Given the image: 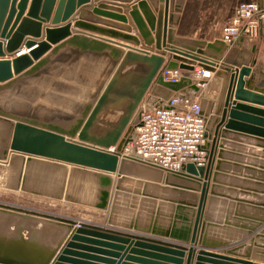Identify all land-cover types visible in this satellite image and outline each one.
Listing matches in <instances>:
<instances>
[{
	"label": "water",
	"instance_id": "obj_1",
	"mask_svg": "<svg viewBox=\"0 0 264 264\" xmlns=\"http://www.w3.org/2000/svg\"><path fill=\"white\" fill-rule=\"evenodd\" d=\"M87 1L0 0V186L105 211V224L0 202V225L6 224L5 230H0V264L76 261L65 255L74 254L72 248H86L78 242L96 241L90 236L164 251L174 255L166 256L174 264H253L211 252L212 248L230 243L216 240L212 229L232 225L251 235L263 223L264 217L239 216L236 219L245 222H233L228 218L221 222L209 214L207 203L211 199L208 191L214 194L218 173L219 162L215 159H221L223 155L221 150L217 151L224 145L221 137L231 132L264 139V119L253 116V113L264 114V110L236 101L229 103L233 96L264 105V88H253L255 74L251 65L259 69L253 60L256 46L242 47L243 38L230 43L221 38L211 41L176 38L173 12L178 10L174 0H149L156 14L146 0H135L145 24L137 17L134 6L129 16L140 38L90 24L99 23L131 32L122 6L105 2L93 8L92 14L87 8L80 10L79 19L90 22H74L71 29L74 19L68 20L69 17L76 6ZM261 14L264 12L258 14V35L264 37ZM43 22L50 23L44 26V37L25 42L28 49H33L11 59L3 57L6 55L3 48L7 53L17 52L26 35L39 37ZM76 30L106 34L127 43L98 36H72L70 33ZM69 35L71 37L63 40ZM76 41L81 43V48L106 51L111 56L110 64L98 73L100 77L84 95L83 98L88 100L62 101L63 96L59 93H43L40 87L31 85L36 77L40 82L54 83L68 76L47 64L58 49ZM195 66L213 72V76L195 82L189 76ZM163 68H179L185 75L176 81H165L161 74ZM76 75L80 83H85V78L92 72ZM244 77L248 79L245 81ZM203 83L206 85L200 89L199 84ZM189 89L198 98L199 111L205 117L204 140L199 147L205 154L200 156L201 160L187 161L179 171L173 172L126 154L125 146L132 139L141 113L146 108L167 107L172 96H186ZM215 97L216 101L209 102ZM221 125L223 129L219 130ZM36 165L47 168L50 173L43 178L45 185L39 184L37 175L28 176L29 168ZM83 176L89 184L85 180L82 182ZM113 179L116 182L111 195ZM121 180L135 182L137 187L143 185V188H123L119 184ZM210 181L214 183L212 186ZM150 187L168 191L160 194ZM122 191L132 193L129 207L136 208L128 217L116 211L118 195ZM137 194L140 198L135 204ZM183 194L192 195V198ZM147 204H150L149 208ZM162 204L169 207L166 213L159 210ZM260 210L264 212L263 208ZM26 225L35 227L34 233L42 225L52 233L51 237L56 235L57 238L40 242L34 234L25 235L24 231L28 232ZM9 232L13 234L9 236ZM263 234V230H258L255 238ZM251 241L253 243V239ZM110 245L122 248V244ZM132 251L160 256L135 248ZM235 252L236 249L226 250L227 254ZM245 254L248 255V251Z\"/></svg>",
	"mask_w": 264,
	"mask_h": 264
},
{
	"label": "crops",
	"instance_id": "obj_2",
	"mask_svg": "<svg viewBox=\"0 0 264 264\" xmlns=\"http://www.w3.org/2000/svg\"><path fill=\"white\" fill-rule=\"evenodd\" d=\"M174 1L175 5H177L178 10L176 12H173L175 21L173 24L174 36L178 39L182 38L186 40L198 39L211 41L214 39H220L222 35L223 24L233 15L235 7L241 2L255 1L260 6L264 7V0ZM103 2L118 4L122 6V13L126 14L128 18L127 24H130L132 27L130 33L99 23H92L90 21L79 19L80 10H82L83 8H87L88 12L92 14L93 8L97 7ZM146 3L151 9V11L156 14L154 12V6L151 4V2L149 0H146ZM133 6V10L136 11L137 17L143 20L142 13L136 7L135 0L123 3L114 0H88L85 3H82L80 6H76L74 12L68 20H70L71 18L74 19L71 20V29L73 28L72 26L74 22L83 21L90 22V24H93L94 26L111 28L126 34H134L140 38L137 29L132 21V18L129 16V11ZM261 15H263L261 17V19L263 20V26L261 28V31L264 36V14ZM93 16L99 17L98 15L94 14ZM143 23L145 24L144 20ZM47 25H50V23H42L43 28L41 31V35L37 38L26 35L17 52L13 51L11 53H7L5 48H3L2 50L6 54L3 57L11 59L12 57L28 53L29 50L33 49L34 47L28 49L25 46L26 40L30 38L42 39L44 37V26ZM70 34L72 36L79 35L85 37L98 36L106 39L115 40L124 44L127 43L119 39L111 38L106 34L103 35L102 33L88 32L86 30H76L71 32ZM71 35H69L63 40L68 39L69 37H71ZM141 45H144L142 41ZM254 45L256 46V49L253 52V60H256L259 69H257L255 65H251V70L255 74L253 76V88H264V37L258 35L254 39L243 38L241 44L242 47L246 49H251V47ZM9 54H11V56H9ZM45 54L46 53H44V55ZM110 62L111 56L108 52L81 48L80 42H72L71 44H67L66 46L58 49L57 52L51 57L50 62L47 64L49 68H55L57 71L63 72L68 76L65 75L63 78L58 79L57 82L54 83H48L46 81L40 82L39 77H36L35 80H33V82L31 83V85L35 87H40V92L43 93H59L63 96L62 101L82 102L88 100L83 98L84 95H87L89 93L88 89L92 87V84L94 83L95 79L100 77V74L98 73L102 72L105 68H107ZM219 62L222 63L221 60ZM228 66L232 69L235 68L232 65ZM199 69V67L195 66L194 70ZM88 72H92V75H88L86 78L84 77L85 79H87L85 83H80L78 81V75L74 76V74L76 73L84 74ZM210 73V77L213 76V72ZM247 79L248 77H244L245 81ZM199 87L200 89H203L205 87V83L203 85H199ZM186 94V96L190 99L196 98L195 94L190 89L187 91ZM213 100L216 101L217 97H215L214 99H209V102H212ZM230 101L240 102L246 105L253 106L254 108L264 110V105L235 99L233 96L230 97L229 103ZM253 116L264 119V114L258 115L257 113H253ZM221 128L223 129L222 125L219 127V130ZM220 140H222L224 145L222 146V148L218 147L217 151L221 150L223 155L221 159H215V161L218 160L219 164L217 171L218 173L215 177L216 183L214 184L210 181L211 186L212 184H214V194L211 195L208 191V196L211 197V199L208 200L207 203V210L209 214L213 218L220 219L221 222H224L225 218H228V220H231L233 222H245L243 220L238 221V219L236 218H238L239 216L264 217V212L260 210V208H263L264 210V139H256V137L245 136L243 134L230 132L224 138L221 137ZM203 154L205 153L201 152L200 155ZM84 180L85 177L83 176L82 182H84ZM115 182L116 179H113L111 195L114 190ZM85 183L89 184V181L85 180ZM119 184L123 188L127 186H130L132 188H138L139 190L143 188V185H139L137 187L135 182H131L128 180H121ZM150 189L160 194H165V192L168 191L166 189H162L161 187H150ZM131 194L132 193L122 191L121 194L118 195L119 203L116 205V211H118V213L123 216L128 217L130 215L129 212H133L136 209L129 207L130 202H127V198H131ZM135 196L136 200H138L133 202H135V204H138L140 195L137 194ZM182 196H187V198L189 199L192 198V195L189 194H183ZM146 207L149 208L150 204H147ZM91 208L92 209H88L90 213L89 215L87 214L83 216H74L69 218L75 220L90 221L95 224L104 225L106 212L96 208L94 209L93 207ZM168 209L169 207L166 204H162L161 207H159V210L162 213H166ZM90 210L93 212H90ZM94 212L98 213L100 217H95L92 214ZM161 217L164 221L166 220L164 216ZM26 226L28 228V232L24 231L25 235L30 236L31 234H34L40 242L51 241L49 239H51L52 235L49 233L50 231L48 229L44 228V226L39 225V227L36 228L38 230L37 232H35L36 234L34 233L35 227H33L32 225ZM5 227L6 224L2 223L0 225V230H5ZM116 228L122 230L120 227ZM258 230L264 231V221L252 232L251 235L247 234L246 230L232 225L219 226L217 228H214L212 229V233L215 236L216 240H228L230 243L228 244V246L212 248L210 249V251L219 254H224V256H228L230 258L248 260L253 264H264V234L262 237L255 238ZM129 232H132L136 235L145 236L151 239H162L161 237L153 236L147 233L135 231ZM12 234V232L8 233L9 236ZM89 238L96 241L87 243L78 242L80 246H86V248L75 247L71 249L72 252H75L74 254L65 255L68 258L76 261L62 260L61 263L83 264L78 262H85L86 264H174L171 260L167 259L166 257L174 255H171L164 251H153L146 247L135 246L134 244L130 245V243H121L112 239L94 236H90ZM252 239L253 243L251 241ZM110 244H122V248H118ZM133 248L138 250L156 252L160 256H152L147 253L132 251ZM229 249H236V252L234 254H227L226 250ZM245 251H248V255L245 254Z\"/></svg>",
	"mask_w": 264,
	"mask_h": 264
},
{
	"label": "built area",
	"instance_id": "obj_3",
	"mask_svg": "<svg viewBox=\"0 0 264 264\" xmlns=\"http://www.w3.org/2000/svg\"><path fill=\"white\" fill-rule=\"evenodd\" d=\"M262 11L264 7L255 1L239 3L223 24L221 39L230 43L238 38H256L258 14ZM161 74L165 81H176L185 71L163 68ZM189 76L198 82L210 78V72L199 69ZM166 104L167 107L146 108L141 113L124 152L143 163L177 172L185 162L201 160L199 147L204 140L205 117L199 111L197 97L176 94Z\"/></svg>",
	"mask_w": 264,
	"mask_h": 264
},
{
	"label": "rangeland",
	"instance_id": "obj_4",
	"mask_svg": "<svg viewBox=\"0 0 264 264\" xmlns=\"http://www.w3.org/2000/svg\"><path fill=\"white\" fill-rule=\"evenodd\" d=\"M32 165V164H31ZM29 174L28 176L33 178L34 175H37L39 178V184L45 185L43 183L44 179L48 173L47 168H41V166H32L29 168ZM45 174V175H43ZM43 175V176H42ZM42 177V179H41ZM54 175H51V181H53ZM41 179V180H40ZM127 202L131 201V198H127ZM0 202L18 205L26 208L35 209L38 211L60 215V216H66V217H74V216H83V215H89V208L92 209L89 206L77 204V203H71L66 202L64 200H58L49 196L41 195V194H35L32 192L22 191V190H15V189H9L5 188L3 186H0ZM89 207V208H87ZM95 209V208H94ZM90 212H93L90 210ZM95 217H100L98 213H92ZM52 234L51 232H49ZM57 236L54 235L51 238L56 239Z\"/></svg>",
	"mask_w": 264,
	"mask_h": 264
},
{
	"label": "bare ground",
	"instance_id": "obj_5",
	"mask_svg": "<svg viewBox=\"0 0 264 264\" xmlns=\"http://www.w3.org/2000/svg\"><path fill=\"white\" fill-rule=\"evenodd\" d=\"M210 75H211V73H210ZM206 85V84H205Z\"/></svg>",
	"mask_w": 264,
	"mask_h": 264
}]
</instances>
